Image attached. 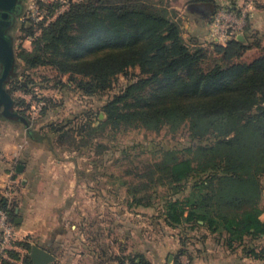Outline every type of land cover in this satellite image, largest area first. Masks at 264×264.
Listing matches in <instances>:
<instances>
[{
	"label": "trees",
	"instance_id": "16d2710c",
	"mask_svg": "<svg viewBox=\"0 0 264 264\" xmlns=\"http://www.w3.org/2000/svg\"><path fill=\"white\" fill-rule=\"evenodd\" d=\"M58 5L45 9L53 13ZM211 5L215 11V2ZM30 22L25 32L31 47L16 53L10 79L19 63L24 70L47 66L57 73V84L93 97L110 92L117 76H125L102 105L105 118L86 119L76 127V137L88 144L107 129L140 124L175 131L188 123L193 140L209 142L161 150L134 174L137 183L127 187L129 196L136 205L151 207L159 195L167 226L205 228L228 247L238 243L248 255L264 259V246L256 250L246 242L264 234L258 210L264 189V45L258 32L247 25L244 40L224 45L186 39L181 16L163 0H67L54 20ZM253 47L263 52L251 62L241 61ZM210 56L215 62L205 68ZM62 75L67 82H60ZM22 117L25 122L18 120L28 126ZM27 136L38 140L33 130ZM3 200L0 207L13 223ZM7 253L18 259L15 250ZM119 260L149 264L141 254ZM0 263L15 264L5 258ZM23 264H30L28 256Z\"/></svg>",
	"mask_w": 264,
	"mask_h": 264
},
{
	"label": "rangeland",
	"instance_id": "374dc122",
	"mask_svg": "<svg viewBox=\"0 0 264 264\" xmlns=\"http://www.w3.org/2000/svg\"><path fill=\"white\" fill-rule=\"evenodd\" d=\"M163 1L170 7L182 3V0ZM54 2L59 4L56 10L60 12L62 2L58 0L20 1L21 15L15 18L10 29L14 59L21 48L31 47L25 30L32 19L22 20L21 17L37 19L41 12L49 11L45 7ZM226 3L244 6L246 0ZM207 4L210 6V0ZM252 6L246 26L258 32L256 38L262 37L263 46L264 0H253ZM63 9L65 6L61 11ZM185 11L180 9L184 38L210 44L207 33L213 5L204 19ZM34 29L37 30V26ZM262 52L253 47L241 61L251 62ZM214 59L206 58L203 66L208 68ZM132 72L138 70H129ZM15 74L5 88L13 100L12 110L27 118L29 124L0 117V141L9 142L13 149L17 146L20 155L16 161L23 165L19 173L16 166L9 168L13 176L19 174L20 177L15 188L0 189V200L4 199L11 211L17 244L46 246L49 243L50 250L58 257V264H95L96 258L99 264H120V257L135 254H141L149 264H210V232L207 229L188 230L187 225L180 229L169 227L160 217L159 195L153 199L151 207H143L136 205L127 192V187L137 183L134 174L158 158L161 150H183L194 142L205 143L209 139L193 140L188 123L175 131L166 125L148 130L136 124L118 130L107 129L90 143H82L76 137V127L89 118L104 119L102 105L108 95L121 88L126 77L118 75L110 92L84 97L57 84V73L47 66L24 70L19 63ZM60 82H67V75H62ZM29 130H33L38 140L28 138ZM160 191L158 188L161 194ZM261 206H264V189ZM15 207L20 211H15ZM21 216L25 218L24 229L30 231L23 237L14 224L15 218ZM26 250L30 249H25L24 258ZM79 250L93 258L78 256ZM69 251L73 255L65 256L63 252ZM15 264H23V261Z\"/></svg>",
	"mask_w": 264,
	"mask_h": 264
},
{
	"label": "crops",
	"instance_id": "0c3cea01",
	"mask_svg": "<svg viewBox=\"0 0 264 264\" xmlns=\"http://www.w3.org/2000/svg\"><path fill=\"white\" fill-rule=\"evenodd\" d=\"M215 2L216 5H220L222 3H226L230 0H210V2ZM209 0H182L181 5L171 4V7L176 9L180 13V9H185L186 13L195 14L204 19L209 13H211V8L208 6ZM181 16V15H180ZM182 17V16H181ZM211 17V16H210ZM251 50V49H249ZM247 50V51H249ZM246 51V52H247ZM245 52V53H246ZM244 53V55H245ZM243 57V56H242ZM15 147V146H13ZM21 151V150H20ZM20 155L17 146L13 149L11 144L7 141H0V189L2 188H15L17 186V179H19L20 175L18 174L16 177L11 174V177L8 176L9 168L11 166L17 167L18 163L16 161L17 157ZM22 165V164H21ZM23 166V165H22ZM17 171V169H16ZM20 171H17L19 173ZM6 186V187H5ZM5 191V190H4ZM7 191V190H6ZM5 191V193H6ZM259 210V218L264 221V206H261V201L258 205ZM15 211L19 212V208L15 207ZM19 221L14 223L18 226V232L21 237L27 236L30 233L29 230H25L23 226H25V218L23 216L17 217ZM180 229V228H179ZM47 241V240H46ZM247 246L255 247L256 250H259L262 246H264V234L257 239L246 240ZM37 244V243H36ZM45 250L49 251L54 255L55 260L53 263H57L56 255L50 250L49 243L48 245H38ZM25 247L21 244H17L15 251L18 253V259H13L8 257V259L12 262L19 263L24 259ZM65 256L73 255V252H63ZM78 256L81 257H89L93 258V256L84 250H79L77 252ZM26 255L29 257V252L26 250ZM92 256V257H91ZM96 258V257H95ZM96 263L99 264L98 258H96ZM1 264V263H0ZM210 264H264V259L255 258L248 255L244 250V245H240L238 243H234L232 247H228L225 244V240L223 237H219L213 233H210Z\"/></svg>",
	"mask_w": 264,
	"mask_h": 264
},
{
	"label": "built area",
	"instance_id": "2783aa9c",
	"mask_svg": "<svg viewBox=\"0 0 264 264\" xmlns=\"http://www.w3.org/2000/svg\"><path fill=\"white\" fill-rule=\"evenodd\" d=\"M58 12L49 13L48 11H43L40 13L37 19L32 18V16L23 15L21 19L31 18L34 21H41L44 19V24L54 20L58 14H60L61 8L67 7V1H62ZM253 0H246V4L238 5H228L227 3L220 4L214 11L209 26L207 39L210 44H221L224 45L230 39H237V36L243 33L245 29L247 18L250 16V12L253 9ZM30 20V21H32ZM11 177V172L7 173ZM17 232L14 226L9 220L8 213L6 209L0 207V258L8 259V251L15 249L17 246ZM125 264H130L125 262Z\"/></svg>",
	"mask_w": 264,
	"mask_h": 264
},
{
	"label": "water",
	"instance_id": "95a60500",
	"mask_svg": "<svg viewBox=\"0 0 264 264\" xmlns=\"http://www.w3.org/2000/svg\"><path fill=\"white\" fill-rule=\"evenodd\" d=\"M18 0H0V60L3 63L2 72L0 75V105H3V114L8 118L20 119L25 122V119L17 112H10L13 106V100L11 95L7 92L4 84L7 81L12 69L14 67V53L11 42L4 36L5 21L3 20L8 11H10L17 3ZM237 39L244 40L243 33L237 36ZM23 166L18 164L16 169L21 171ZM18 218H15L14 222L17 223ZM30 264H50L54 262L55 257L49 251L44 248L31 244L29 250Z\"/></svg>",
	"mask_w": 264,
	"mask_h": 264
},
{
	"label": "flooded vegetation",
	"instance_id": "af4514ba",
	"mask_svg": "<svg viewBox=\"0 0 264 264\" xmlns=\"http://www.w3.org/2000/svg\"><path fill=\"white\" fill-rule=\"evenodd\" d=\"M20 1L21 0H18L16 5L10 10L8 11L7 13V16L3 19L5 21V26H4V36L10 41L12 42V38H11V35H10V29L12 28V25H13V21L15 20L16 17L20 16L21 15V5H20ZM2 11H0V14H1ZM12 45V43H11ZM2 68H3V63L2 61L0 60V75H1V72H2ZM14 74V70L12 69V72L10 73L7 81L5 82V84L10 80L11 76ZM4 84V86H5ZM10 112H14L12 110V108L10 109ZM0 117L2 118H8L7 116H5L3 114V105L1 104L0 105Z\"/></svg>",
	"mask_w": 264,
	"mask_h": 264
}]
</instances>
